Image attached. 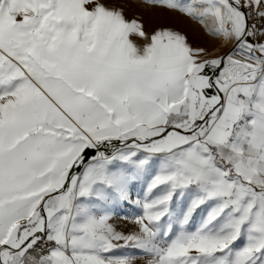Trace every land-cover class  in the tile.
Listing matches in <instances>:
<instances>
[{"label":"snow or ice","instance_id":"1","mask_svg":"<svg viewBox=\"0 0 264 264\" xmlns=\"http://www.w3.org/2000/svg\"><path fill=\"white\" fill-rule=\"evenodd\" d=\"M141 2L0 0V264H264V0Z\"/></svg>","mask_w":264,"mask_h":264},{"label":"rangeland","instance_id":"2","mask_svg":"<svg viewBox=\"0 0 264 264\" xmlns=\"http://www.w3.org/2000/svg\"><path fill=\"white\" fill-rule=\"evenodd\" d=\"M121 2L124 5L126 15L129 18L133 16L142 18L148 31L160 26L172 27L184 32L194 46H204L211 49L214 44L219 43L205 36L198 23L178 13L164 12L142 3L141 0H121Z\"/></svg>","mask_w":264,"mask_h":264},{"label":"crops","instance_id":"3","mask_svg":"<svg viewBox=\"0 0 264 264\" xmlns=\"http://www.w3.org/2000/svg\"><path fill=\"white\" fill-rule=\"evenodd\" d=\"M125 211H127V210H125ZM123 214V213H122ZM115 223L118 225V226H120V227H123L124 225H123V222L121 221V220H119V219H117L116 221H115ZM138 264H142V262H140V261H138Z\"/></svg>","mask_w":264,"mask_h":264}]
</instances>
